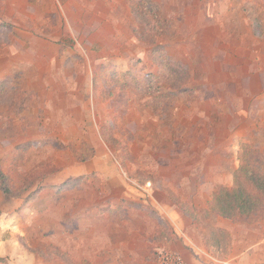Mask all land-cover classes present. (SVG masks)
<instances>
[{
	"label": "rangeland",
	"instance_id": "obj_1",
	"mask_svg": "<svg viewBox=\"0 0 264 264\" xmlns=\"http://www.w3.org/2000/svg\"><path fill=\"white\" fill-rule=\"evenodd\" d=\"M130 1L0 0L4 264H160L226 243L201 212L231 184L264 0H133L134 16Z\"/></svg>",
	"mask_w": 264,
	"mask_h": 264
},
{
	"label": "crops",
	"instance_id": "obj_2",
	"mask_svg": "<svg viewBox=\"0 0 264 264\" xmlns=\"http://www.w3.org/2000/svg\"><path fill=\"white\" fill-rule=\"evenodd\" d=\"M248 24L250 32L254 36L252 27L261 26L257 38L264 40V21L262 17L251 14ZM9 26L14 30L12 25L4 23H0V30ZM249 74L248 80L239 89L238 98L243 100L245 105L240 109L239 113L241 121L240 131L232 133L231 138L235 144L234 154L236 162L232 172L238 168L239 161L237 156L242 144H248L252 154L260 157V163L261 161L263 162L264 169V54L260 64L253 65ZM233 115L236 121L237 114L233 113ZM201 213L202 216H214L216 220L220 219L214 226V230L218 237L226 238V243L223 245L218 242L216 246H208L207 248L195 246L198 252L193 250V253H190L182 246H180L181 248L176 247L179 252L178 255L181 256L185 264H201L205 262L203 260L202 262L201 258L207 260L206 263L208 264H264V220L256 224H247L241 221L232 222L228 219H222L216 214L209 212L205 214L203 211ZM189 220L192 221L190 218ZM193 228H196V225L189 230L190 235ZM154 235H156L155 228ZM187 235L185 232L183 233L184 238L190 239V236ZM178 238L181 237L179 236ZM182 244L187 246L185 243ZM198 256H200L199 259L196 258ZM131 262L137 264L134 260Z\"/></svg>",
	"mask_w": 264,
	"mask_h": 264
},
{
	"label": "trees",
	"instance_id": "obj_3",
	"mask_svg": "<svg viewBox=\"0 0 264 264\" xmlns=\"http://www.w3.org/2000/svg\"><path fill=\"white\" fill-rule=\"evenodd\" d=\"M132 1H130L131 14L134 16L135 11H137L139 7H137L136 5L134 6L133 4L135 3L134 2L132 3ZM151 6L154 7V4L151 3ZM153 23L155 24V26H157V23L155 21H153ZM163 23L167 26L169 25V23H167L166 21H164ZM162 25H158V26H162ZM135 31H137V29H135ZM145 32H147V30L143 29L142 31H140L139 33L141 36H139L138 34L136 35L134 32L133 33L134 35H136L138 39H142L145 36V34H148ZM149 38L152 39L151 41L152 44H155V42L157 41L155 40V36ZM160 46L161 45L156 44L155 48L153 49V52L154 53L161 52L162 49H159ZM165 61L167 63L166 68L168 69L170 74L171 72L177 73L176 68L178 67L182 68L184 72L186 71L184 67H182L178 63H175L170 58H165ZM145 77L147 79L152 77L153 79H155V76L152 75H146ZM173 79L174 78H171V76H169L168 80L172 81ZM183 81L184 80L182 79L179 80L181 85ZM181 85L178 88L175 80L174 88L177 91L170 93V97L178 96L179 94L187 91L186 88H184L182 91H179V89L182 88ZM237 158L239 161V165L238 168L232 174V180L230 186L229 187L222 186L216 192L212 193L211 200L207 203V208L204 212L205 214L207 212H212L213 214H216L217 216H220L224 219L231 220L232 222L241 221L247 224H255L261 219H264L263 162L262 161L261 163L257 162L258 159L260 161V157L259 156L255 157V155L252 154L251 148L248 144H242L240 146V150ZM79 181L80 179L67 181L65 183V186L70 184H75L76 182ZM0 190L3 192L4 195H8L9 193L7 177L1 172V170H0ZM182 211L187 213L193 221L196 220L195 216L193 214L190 215L186 208H182ZM149 212L150 215L154 218V220L157 221L158 226L163 224V221L156 213H153V211H149ZM0 264H4V259L0 258Z\"/></svg>",
	"mask_w": 264,
	"mask_h": 264
},
{
	"label": "built area",
	"instance_id": "obj_4",
	"mask_svg": "<svg viewBox=\"0 0 264 264\" xmlns=\"http://www.w3.org/2000/svg\"><path fill=\"white\" fill-rule=\"evenodd\" d=\"M159 261L160 264H185L178 254L169 252L160 254Z\"/></svg>",
	"mask_w": 264,
	"mask_h": 264
}]
</instances>
